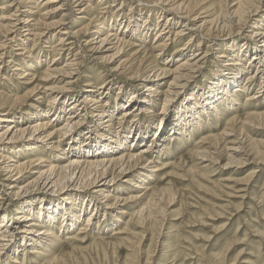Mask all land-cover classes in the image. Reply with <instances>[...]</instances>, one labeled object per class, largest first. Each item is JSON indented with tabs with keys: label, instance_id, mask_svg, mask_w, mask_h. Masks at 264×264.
I'll use <instances>...</instances> for the list:
<instances>
[{
	"label": "bare ground",
	"instance_id": "bare-ground-1",
	"mask_svg": "<svg viewBox=\"0 0 264 264\" xmlns=\"http://www.w3.org/2000/svg\"><path fill=\"white\" fill-rule=\"evenodd\" d=\"M2 1L3 4L0 5V83L10 85L11 81L17 77L18 81L21 80L16 84L18 87L26 85L30 72L39 67V57L32 58L31 50L28 51L25 47L24 41H30V39H27L30 36L33 37L31 40L32 44H35L36 39L44 42L42 50L38 51L37 55L51 56V62L45 68L43 77L42 75L41 77L45 81L55 80L58 84L63 83L59 86H46L43 89L42 93L34 100L36 101L34 105L41 107L40 101L45 99H48V102L44 109L37 108L35 109L36 112L34 111V113L29 115L26 114L27 118L25 120L29 121V123L25 127L19 125L21 123L20 120H23L20 115L17 116L19 111L15 108L5 109L4 106L7 101L3 98H6V96L0 97V177L5 175L2 180L0 178V189H3L0 193V201L3 200L2 195H7V204L11 206L18 205L20 208L17 207V211L15 207L14 211L16 213H14L15 217L13 218H10L7 212V209L11 207L9 205V207L4 208L5 210L1 215L0 256L2 253L12 251L15 257L10 256L11 263L19 264L16 258L18 257L19 248H22L20 251H22L24 256L26 253L33 255L34 258L35 256H45L47 249L53 245L52 240L57 241L58 239V235L56 236L53 230L48 227H57L59 225L64 230L62 232H65L67 228L72 229L78 223L76 220L77 213L79 212V215H81L85 211V208L83 210L81 207L87 200L85 197L78 200L75 197L74 201H68L61 206H50V204H42V195H63L67 194L68 191H85L95 198L102 197L101 202L98 203L101 206L103 205L105 212L110 211L117 205L120 199H113L109 193L110 190L108 193L104 194V192L114 185L113 181L117 179L116 177H122L125 181L129 175L132 177L137 175L135 172L139 170L140 162L146 160L148 154H150L152 145L149 144L148 148H143L138 152L135 151V148L143 143L145 137L151 132L154 123L152 122V125L150 124L147 130H144L134 120L126 126L127 132L118 134L111 130L110 118L112 119L115 113L120 111L121 114L116 120L121 124L127 116L137 117L143 114L148 105L154 107L158 102L165 103L172 97L175 99L180 96L183 82L201 66L202 61L205 59L208 52L207 47H209L207 43L212 42L210 38H216L212 36L213 32H216V29L218 31L221 30L226 25H235L237 27L239 22H241V13L250 6L251 2L250 0H238L234 6L225 12L207 16L200 24L196 25L192 21L197 19H195L196 10H201V8H195L194 4L200 5L202 0H148L146 4L150 7L147 11L148 14L142 19V25L139 26V17L135 18L131 14H125L122 15V18H119V13L117 12L121 11L120 7L125 6L127 1L132 4L129 8L132 11L135 4L142 3L141 0H121L119 8L116 10L117 14L114 15L113 13L111 15L108 24L103 17L102 21L99 22V20L95 19V15L92 18H87V16L95 9L92 4L103 6L105 2L114 3L118 0H62L61 2L60 0H45L42 5H39L38 1L30 5L31 2L28 0ZM52 4L56 5L50 7L49 10L48 5ZM27 8L28 10L26 11L25 9ZM33 8L35 11L31 12ZM37 13L38 16H44L45 19L53 15H60L61 18L56 23H45L39 18L35 19ZM103 13L105 12L103 11ZM72 14L80 15L74 18L75 23L84 21L83 24H86L83 26L81 24V28L79 27L75 31H73L74 28L70 27L67 30L62 29V32H55L56 29H61V26L66 25L64 22ZM165 14H168L169 17L165 19L160 29L157 28L160 19L156 22L154 31L156 30L157 32L150 44L149 52L146 53L147 50L142 49V44L138 45L137 42L141 43L140 38L142 36L147 38L151 34L152 25L148 18L157 15L161 17ZM123 17L128 19L124 26H122V23H124ZM180 20H182L181 24L178 25ZM39 24L42 25L41 29L35 32L34 29ZM254 26L256 28L257 24ZM122 28L123 30H121ZM173 29L177 31L172 32ZM166 33L169 35L164 36ZM171 34H173L174 38L172 43H169ZM250 34L252 35L250 36V41H248L249 44L234 43L235 54H238L236 58L232 56L231 51H233V48L230 46L228 47V56L225 55V52H221V55L218 56L219 59H222L220 62L225 65V68L220 69L219 75L207 80L206 88L202 93V88L197 89L194 94L197 95L195 100L191 99L192 102L188 101L182 106V108L185 107L186 109L185 116H181L179 112L174 116L175 119L167 125L170 126L169 133L161 136L162 138L160 137L158 141L161 142L162 147L164 146L161 150L162 152H165L166 145L169 142L179 141L180 139L177 136L185 135L188 131L187 129L190 128L189 125H193L192 128L198 126V123L202 122V116L210 112L219 115L220 106L226 107L228 105L231 109L237 102L236 95L244 93V87L238 85L240 82L239 75L243 74L246 69L249 71L250 66L256 65V68L253 73L247 75L246 84L247 82L255 84L258 79L264 81V76H259V70H262L261 66L264 65V30H255L250 32ZM56 35L59 36L58 40L55 41ZM186 36L189 37L188 40L184 44H180V47H176L172 54H178L177 58L179 59L183 58L188 52H192L191 56L184 58L185 60L183 61L181 60L182 62L172 69L167 65L168 61L162 66L157 65L156 59L167 52L169 44H173L174 41L179 43ZM197 38L199 40L194 46L196 49L192 51V45ZM82 39H84L83 47L86 46L88 48L91 57L93 56L96 61L106 64L109 73L119 76L125 75L134 84L141 86L143 90L132 93L128 102L124 105L121 104V99H114V108L111 106L109 97L105 98L108 93H103L104 88L108 84L103 83L105 86L95 87L96 83L94 81L87 82L81 85V96H75V88L77 89L81 79L86 76L78 75L81 61H78L76 58L78 53H75L77 42ZM53 41H55L54 44H52ZM203 47H206V50ZM135 48H137L136 51ZM129 52L132 53L126 57L125 55ZM249 54L248 68H245L242 62L249 57ZM124 56L126 58H123ZM259 65L261 66L258 67ZM8 70H10L12 76L6 75ZM88 77L92 78L91 76ZM168 77H172V79L163 91L161 89L162 83ZM31 79L35 78L32 77ZM38 86L40 85L38 84ZM261 89L259 88V90ZM32 90L34 91V89ZM258 93L259 91H255L254 95L249 97L248 100L256 101L261 97ZM102 95H104V98L101 100ZM200 99L201 103L199 105ZM13 101L15 102V100ZM70 102V106L65 109V106ZM65 112L66 116L63 123L59 126H54L51 120L55 118V121H60ZM146 114H152V111H147ZM255 116L261 117L263 114ZM36 118L38 119L33 121ZM50 118L51 120H49ZM163 124H161L160 134L165 131V127L167 129V126H163ZM82 132L86 135L85 141L78 138ZM212 138L204 139L202 142L212 141ZM72 139H75L76 142L70 144L69 142ZM130 140L131 144H136L131 145L132 147L130 146L129 149L122 150ZM65 142H67L66 149L59 151V146ZM20 143H24V146L15 148L16 150L13 151L14 147ZM36 145L38 146L36 147ZM45 149H56L59 154L61 153L62 157L58 156L57 161H66L65 165L58 166L49 163L46 169L40 170V165L44 162L46 163V161L41 157H37V155L39 151L42 152ZM238 150L239 148L233 145L226 147L225 151H227L229 157H232L233 154L238 153ZM7 153H11L12 156L7 157L5 155ZM27 153H30L29 156L31 157L27 161L20 163L15 160L19 155H27ZM101 154H105L104 158H100L99 155ZM204 154L206 155V153ZM200 155L203 156V152ZM155 163L158 162L148 160L144 167L148 168ZM27 173L31 175L28 178ZM109 176L111 177L108 178ZM25 177L27 179L24 181ZM141 177L136 176L137 179H141ZM147 178L148 176H146ZM140 181H131L132 183L130 184L134 190L148 191L149 188L144 187ZM5 191L7 194H5ZM37 195L41 197H36ZM142 195L128 197L125 201L126 203L128 201L137 202ZM27 200L34 203L26 206L23 202L25 203ZM111 200H113V203ZM152 202H149V205H152ZM36 203H39V205L36 206ZM90 203L92 204L93 202L90 201ZM0 204H3V201ZM92 206L94 205L92 204ZM86 210L89 215L84 226H88L90 223V216L95 217L98 213L97 208L91 209L89 205ZM142 211L140 209L135 214L137 216L141 215ZM122 214L127 215L125 211ZM130 217L132 219V215ZM43 225L48 227H43ZM85 232L86 227H82L77 235H84ZM17 239H21V244L17 243ZM66 239H73V237H67Z\"/></svg>",
	"mask_w": 264,
	"mask_h": 264
},
{
	"label": "rangeland",
	"instance_id": "rangeland-1",
	"mask_svg": "<svg viewBox=\"0 0 264 264\" xmlns=\"http://www.w3.org/2000/svg\"><path fill=\"white\" fill-rule=\"evenodd\" d=\"M28 1L31 2L30 5H33L36 1H38L39 5L45 2V0ZM147 1L141 0L142 3L135 4L132 11L129 10L132 4L130 1H127L125 6L120 7L121 11L117 12L119 13L118 17L122 18V15L125 14H131L135 18L139 17V26H141L142 19L146 17L147 11L150 8L146 5ZM237 1L202 0L200 5L194 4L195 8L200 7L201 10H196L195 19H197L192 22L198 25L205 17L214 13L225 12L234 6ZM120 2L121 0L114 3L108 1L103 3V6L92 4V7L95 9L90 14L88 13L87 18H92L95 15V19L101 22L103 17L104 21H107L108 24L111 15L113 13L114 15L117 14L116 10L119 8ZM250 2V6L241 13V22H239L237 27L235 25H226L221 30L218 31L216 29V32H213L212 36L216 38H210L212 42L207 43L209 47H207L208 52L205 59L202 61L201 66L183 82L180 96L175 99L172 97L165 103L158 102L154 107L148 105L145 109L152 111V114H146L147 111L145 110L143 114L137 117L127 116L121 124L116 120L121 114L120 111H117L112 119L110 118L111 130L118 134L127 132L126 126L134 120L144 130H147L152 122L154 123L153 125L151 124L153 126H151V132L145 137L143 143L135 148V151L138 152L143 148H148L149 144L152 145L150 154H148L146 160L140 162L141 164L139 163V170L135 172L137 175L134 174L137 177L142 176L141 179L129 175L126 179L127 181H124V178L116 177L117 179L113 181L114 185L106 190L104 194L110 190L111 197L113 199L118 198L120 201L117 200V205L108 212H105L103 205L101 206L98 203L101 202L102 197L95 198L85 191H68L67 194L63 195H42V204L45 205L61 206L68 201H74L75 197H77V200L85 197L87 205L85 201V204L81 206L83 210L85 208V211L82 213L83 215H79V212L77 213L76 220L78 223L72 229L67 228L68 230L66 229L65 232H62L64 230L59 225L57 227L43 225V227L51 228L53 233L56 236L58 235L57 241L52 240L53 245L47 249L48 251L45 249L47 256H35L34 258L33 255L28 253L24 256L22 251H20L22 248H19L20 253L18 252V257H16L19 264H264V81L258 79L255 84L248 82L246 84L247 75L255 71L256 65L250 66L249 71L246 69L247 71L245 70L243 74L239 75L240 82L238 85L244 87V93L236 95L237 102L231 109L228 105L226 107L220 106L219 115L210 112L202 116V122H199L198 126L192 128L193 125H189L190 128L187 129L188 131L185 135L177 136L180 139L179 141H175L174 143L169 142L166 145L165 152L161 151L164 146L162 147L161 142H158L161 136L169 133L170 126L167 125L175 119L174 116L179 112L181 116H185L186 109L185 107L182 108V106L186 102H190L191 99L195 100L197 98V95H194L197 89L202 88V93L206 88L207 80L214 78L215 75H219L220 69L225 68V65L220 62L222 59L218 58L221 52H225V55H227L229 46L233 48L234 43H248L252 35L250 32L264 30V7L260 8L264 6V0H250ZM1 4H3L2 0H0ZM53 5L56 4L48 5L49 10L50 7H54ZM25 10L27 11L28 8ZM34 11V8L31 9V12ZM79 16L78 14H72L64 22L66 24L64 25L65 27L61 26V29H56L55 32H62L70 27L74 28L73 31L78 30L79 27L81 28V24L82 26L86 24H83L84 21L75 23L74 18ZM167 17H169L168 14L161 17L157 15L148 18L152 25L151 34L147 38L142 36L140 38L141 43L136 41L138 45L142 44V49L147 50H145L146 53L149 52L150 44L157 32L156 30L154 31L156 22L160 19L157 27L160 29ZM38 18L45 23H56L60 21L61 17L60 15H53L45 19L44 16H38L37 13L35 19ZM127 21L128 19L123 17L124 23H122V26L126 25ZM181 21H179L178 25L181 24ZM255 24H257L256 28ZM41 26L39 24V26L35 27L34 31L36 32L41 29ZM174 31L177 30L173 29L172 32ZM58 34L60 35V33ZM59 35H56L55 41L58 40ZM167 35L169 34L166 33L164 36ZM169 38H171L169 43H172L173 34ZM188 38L186 36L179 43L174 41L173 44H169L167 52L163 55L161 54L156 59L157 65L162 66L168 61L167 65L172 69L178 63L191 56L192 52H188L183 58L179 59L177 58L178 54H172V51L176 47H180V44H184ZM27 39H30V41H24L25 47L28 51L31 50L32 58L39 57V67L30 72L26 85L18 87L16 84L21 80L18 81L17 77L11 81L10 85L0 83V97L6 96L3 99L7 101L4 108H15L19 111L17 116L20 115L23 119L19 123L21 127H25L29 123V121L25 120L27 118L26 114L29 115L34 113V111L36 112L35 109L37 108H45L48 99L40 101L41 107L36 104L34 105L36 102L34 100L42 93L43 89L46 86L53 87L63 84H58L55 80L45 81L42 78L43 72L46 70L45 68L51 62V56L44 57L41 54L37 55L38 51L42 50L44 42L36 39L35 44H32L31 40L33 37L30 36ZM83 40L77 42L78 47L76 46L75 53H78L77 55L79 56L76 55V58L78 61H81L78 75L86 76L79 82L78 86L80 87L77 86V89L75 88V96H81V85L87 82L94 81L96 83L95 87L108 84L105 87L106 89L104 88L103 93H108L105 98L109 97L111 106L114 108V99H121V104L124 105L128 102L132 93L143 90L141 86L134 84L129 77L109 73L107 65L96 61L93 56L91 57L88 48L86 46L83 47ZM198 40L197 38L196 42L192 45V51L196 49L194 46H196L195 44ZM32 45L34 46L33 48ZM204 49L206 50V47ZM131 53L129 52L125 56H129ZM231 54L235 58L238 56V54H235L234 48ZM125 56L123 58H126ZM249 58L250 54L247 59L243 62L241 61L243 67L246 68L248 66ZM261 69L259 70V76L263 77L264 65L261 66ZM6 75L12 76L10 70L6 72ZM30 77H34L35 79H31ZM171 79L172 77H168L164 80L161 87L163 91L167 88V84ZM38 84L40 86L37 87ZM259 88L262 89L259 90ZM255 91H259L258 94L261 97L256 101L248 100L249 97L254 95ZM102 98H104V95L101 96V100ZM197 100L195 101L196 104ZM200 103L201 99L199 100V105ZM70 104L71 102L67 105L65 104V109ZM259 114H263V116H255ZM65 116L66 112L60 121H55V118L51 120L53 117L49 120H51L54 126H59L63 123ZM151 119L153 120L151 121ZM125 121L126 123H124ZM161 124L167 126V129L165 127V131L160 134ZM80 136L78 137L79 139L84 140L86 138L84 132ZM211 137H213L212 141L202 142L204 139ZM131 140L122 150L129 149L131 145L136 144H131ZM75 142V139H72L69 143L73 144ZM66 143L59 146V151L66 149ZM232 144L234 147L239 148L238 153L233 154V158L229 157V154L225 151L226 147L233 146ZM20 146H24V143L15 146L13 151ZM202 152L203 156L206 153L205 157L200 155ZM5 155L7 157L12 156L11 153ZM29 155L30 153L19 155L15 160L23 163L31 158ZM58 156L62 157L61 153L59 154L56 149L39 151L37 157H41L46 161V163L44 162L40 165V170L46 169L49 163L58 166L65 165L66 161H57ZM99 156L100 158H104L105 154ZM148 160L158 163L149 166L150 168H146L144 165ZM29 174L27 173V178L31 176ZM146 176H148L147 179ZM4 177L5 175L0 177L1 180ZM27 178L25 177L24 181ZM136 180H141L142 185L149 188V190L146 192L144 190H134L130 183H132L131 181L136 182ZM1 191H3L2 188L0 189V193ZM5 194H7L6 191ZM135 195H142V197L137 202L128 201L126 203L125 199ZM6 196L2 195L3 200L0 201V203L3 201V204H0V218L5 210L4 208L11 206L7 204L8 196ZM36 197L41 196L37 195ZM90 201L93 202L94 206H92ZM111 202L113 203V200ZM149 202H152L153 206L149 205ZM31 203L34 202L30 200L25 201V203L23 202L26 206ZM118 203L121 204L119 205ZM35 205L37 206L39 203ZM88 205L91 209L97 208L98 213L95 217L90 216V223L88 226H84L89 215L86 210L88 209ZM15 207L16 210L19 208L18 205H14L7 209L10 218L15 217ZM140 209L143 211L141 215L137 216L135 213L140 211ZM123 211L127 215L122 214ZM131 215L132 219H130ZM82 227H86L85 234L77 235ZM67 237H73V239H66ZM17 243L21 244V239H17ZM10 256L15 257L12 251L2 253L0 264H12Z\"/></svg>",
	"mask_w": 264,
	"mask_h": 264
}]
</instances>
